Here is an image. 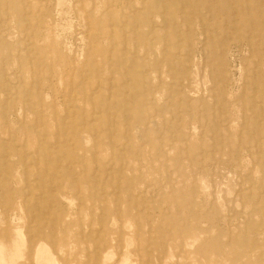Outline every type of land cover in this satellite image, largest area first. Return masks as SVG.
Returning <instances> with one entry per match:
<instances>
[{
    "label": "rangeland",
    "instance_id": "obj_1",
    "mask_svg": "<svg viewBox=\"0 0 264 264\" xmlns=\"http://www.w3.org/2000/svg\"><path fill=\"white\" fill-rule=\"evenodd\" d=\"M0 247L264 264V0H0Z\"/></svg>",
    "mask_w": 264,
    "mask_h": 264
},
{
    "label": "bare ground",
    "instance_id": "obj_2",
    "mask_svg": "<svg viewBox=\"0 0 264 264\" xmlns=\"http://www.w3.org/2000/svg\"><path fill=\"white\" fill-rule=\"evenodd\" d=\"M204 34H205V32H204ZM83 78H84V77H83ZM80 80H81V79H80ZM83 80H84V79H83ZM89 87H90V86H89ZM96 87H97V86H96ZM111 88H112V87H111ZM93 89H94V88H93ZM5 94H7V93H5ZM92 95H93V94H91L90 96H92ZM95 95H96V94H95ZM108 95H109V94H108ZM69 96H70V94H69ZM74 96H75V95H74ZM109 97H110V96H109ZM109 97H108V98H109ZM74 99H75V98H74ZM67 101H68V100H67ZM5 103H6V102H5ZM3 104H4V103H3ZM32 105H33V104H32ZM31 107H32V106H31ZM71 107H72V106H71ZM68 109H69V108H68ZM100 109H101V108H100ZM23 110H24V109H23ZM24 111H25V110H24ZM99 111H100V110H99ZM72 112H73V111H72ZM92 112H94V111H92ZM96 113H97V112H96ZM99 113H100V112H99ZM72 114H73V113H72ZM91 114H92V113H91ZM108 115H109V113H108ZM73 116H74V115H73ZM108 117H109V116H108ZM67 118H68V117H67ZM113 118H114V117H113ZM3 119H5V118L3 117ZM40 119H41V118H40ZM64 119H65V118H64ZM114 119H115V118H114ZM114 119H113V120H114ZM71 120H72V119H71ZM127 120H128V119H127ZM88 122H89V121H88ZM125 122H126V121H125ZM71 123H72V122H71ZM84 123H85V122H84ZM125 124H126V123H125ZM84 125H85V124H84ZM66 128H67V127H66ZM108 128H109V127H108ZM64 130H65V129H64ZM128 133H129V132H128ZM69 138H70V137H69ZM110 138H111V137H110ZM63 139H64V138H63ZM67 139H68V137H67ZM68 143H69V142H68ZM72 144H73V143H72ZM124 144H125V143H124ZM54 146H55V145H54ZM72 147H73V146H72ZM72 147H71V148H72ZM47 156H48V155H47ZM58 156H59V155H58ZM58 156H57V159H58ZM75 157H76V156H75ZM77 158H78V157H77ZM25 159H26V158H25ZM52 160H53V159H52ZM95 160H96V159H95ZM61 161H62V160H60V162H61ZM29 162H30V160H29ZM29 162H27V163H29ZM29 164H30V163H29ZM37 165H38V164H37ZM46 165H47V164H46ZM56 168H57V167H56ZM106 171H107V170H106ZM75 174H76V173H75ZM106 176H107V174H106ZM95 180H96V178H95ZM50 183H52V182H50ZM117 183H118V182H117ZM78 187H79V186H78ZM30 189H31V188H30ZM118 189H119V187H118ZM103 193H104V192H103ZM117 193H118V192H117ZM117 193H116V194H117ZM23 199H24V198H23ZM62 199H63V198H62ZM23 203H24V202H23ZM50 210H51V209H50ZM46 212H47V211H46ZM49 214H50V213H49ZM98 215H99V214H98ZM45 223H46V222H45ZM129 225H130V224H129ZM129 225H128V226H129ZM101 226H102V225H101ZM42 227H43V226H42ZM100 229H101V228H100ZM97 232H99V231H97ZM101 240H102V239H101ZM34 242H35V241H34ZM1 247H2V245H1ZM1 247H0V248H1ZM3 247H4V246H3ZM3 247H2V251H3ZM15 247H16V248H15V251H16V249H17L16 244H15ZM18 247H20V246H18ZM96 247H98V246L96 245ZM37 248H38V247H37ZM120 248H121V247H120ZM19 251H21V250L19 249ZM19 251H18V252H19ZM47 251H48V250H47ZM0 252H1V251H0ZM18 252H17V254H18ZM45 252H46V251H45ZM20 254H21V253H20ZM20 254H18L17 257H20ZM36 254H38V253H36ZM97 254H98V253H97ZM45 255H46V254H45ZM103 255H104V254H103ZM36 256H37V255H36ZM10 257H12V255H11ZM10 257H9V259H10ZM14 257H15V255H14ZM99 257H100V256H99ZM2 258H3V257H2ZM39 258H40V257H39ZM44 258H45V257H44ZM49 258H50V257H49ZM34 259H36V257H34ZM0 260H1V259H0ZM11 260H12V259H11ZM37 260H38V259H37ZM47 260H48V258H47ZM47 260H46V261H47ZM1 261H5V262H6V260H1ZM35 261H36V260H35ZM46 261L44 260L45 263H46ZM49 261H50V260H49ZM49 261H47V262L50 263L51 261H50V262H49ZM5 262H4V264H6ZM9 262H10V260H9ZM13 262H15V261L13 260ZM11 263H12V261H11ZM36 263L38 264V262H36ZM52 263H53V262H51L50 264H52ZM1 264H3V263H1ZM14 264H15V263H14Z\"/></svg>",
    "mask_w": 264,
    "mask_h": 264
}]
</instances>
